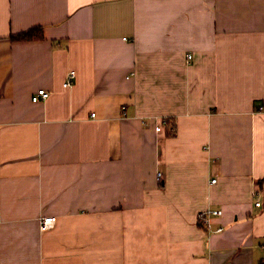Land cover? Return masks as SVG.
Wrapping results in <instances>:
<instances>
[{
    "label": "crops",
    "instance_id": "1",
    "mask_svg": "<svg viewBox=\"0 0 264 264\" xmlns=\"http://www.w3.org/2000/svg\"><path fill=\"white\" fill-rule=\"evenodd\" d=\"M0 217V264L264 260V0H0Z\"/></svg>",
    "mask_w": 264,
    "mask_h": 264
},
{
    "label": "built area",
    "instance_id": "2",
    "mask_svg": "<svg viewBox=\"0 0 264 264\" xmlns=\"http://www.w3.org/2000/svg\"><path fill=\"white\" fill-rule=\"evenodd\" d=\"M192 57H193L192 54H190L188 56L189 59H192ZM75 80H76V71L75 70H71L68 73L66 81L64 82V86L65 87H69V86L73 85L75 83ZM49 96H50V92L47 89L40 88L33 94L32 101L33 102H38V101H41V100H45V99L49 98ZM156 129L158 131H161L162 130V126L159 125V126L156 127ZM175 129H176L175 127H172L170 132L174 133ZM257 204L259 205L260 203L257 202ZM206 214L221 215L222 214V210H211V211L204 212L200 216L201 218H203V221H204V219L206 217ZM0 220H1V217H0ZM56 221H57V217L56 216H44V217H42L41 221H40L42 230H46V229L52 228L55 225ZM208 226H209V224H208ZM219 230H222V228H219Z\"/></svg>",
    "mask_w": 264,
    "mask_h": 264
},
{
    "label": "trees",
    "instance_id": "3",
    "mask_svg": "<svg viewBox=\"0 0 264 264\" xmlns=\"http://www.w3.org/2000/svg\"><path fill=\"white\" fill-rule=\"evenodd\" d=\"M14 40H41L44 39V29L42 26H37L31 28L25 32L14 34L11 36ZM258 264H264V260L260 261Z\"/></svg>",
    "mask_w": 264,
    "mask_h": 264
}]
</instances>
